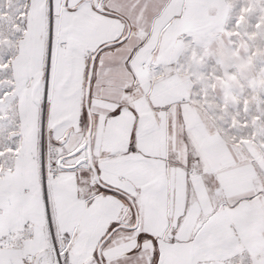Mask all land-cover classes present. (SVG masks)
I'll use <instances>...</instances> for the list:
<instances>
[{
	"label": "snow or ice",
	"instance_id": "obj_1",
	"mask_svg": "<svg viewBox=\"0 0 264 264\" xmlns=\"http://www.w3.org/2000/svg\"><path fill=\"white\" fill-rule=\"evenodd\" d=\"M0 264H264V0H0Z\"/></svg>",
	"mask_w": 264,
	"mask_h": 264
}]
</instances>
